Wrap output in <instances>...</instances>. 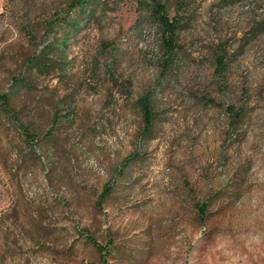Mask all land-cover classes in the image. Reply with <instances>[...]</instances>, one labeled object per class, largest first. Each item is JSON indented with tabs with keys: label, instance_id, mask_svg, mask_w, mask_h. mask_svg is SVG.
<instances>
[{
	"label": "rangeland",
	"instance_id": "1",
	"mask_svg": "<svg viewBox=\"0 0 264 264\" xmlns=\"http://www.w3.org/2000/svg\"><path fill=\"white\" fill-rule=\"evenodd\" d=\"M148 1L0 0V264H264V0Z\"/></svg>",
	"mask_w": 264,
	"mask_h": 264
},
{
	"label": "trees",
	"instance_id": "2",
	"mask_svg": "<svg viewBox=\"0 0 264 264\" xmlns=\"http://www.w3.org/2000/svg\"><path fill=\"white\" fill-rule=\"evenodd\" d=\"M88 0H74L73 6H80V8L86 12L87 11V4ZM147 7L149 9L150 15L153 18L155 24L159 27L161 34V41L163 46L166 47L167 52L170 56H173L176 50V42L178 40L179 31H180V15L177 13L173 18L170 17L171 13V6L169 3L164 2L162 0H149L147 2ZM70 30L65 31L62 36V40H58L57 47H66L70 42L73 35L78 34L82 31L83 26L80 25L79 21H72L71 26L69 27ZM43 54H46V50L43 51ZM42 54V55H43ZM217 68L216 73L217 76L222 79L227 69V60L225 50L219 48L215 54ZM37 58L35 59L36 64ZM10 101V94L5 93L0 95V106L6 111L10 112L11 110L8 108V104ZM154 102L155 98L152 93H148L142 96L139 99L140 108L143 114V121H144V130L143 136L145 138L152 137L153 128L155 124V115H154ZM134 155L132 156V158ZM110 192L109 187L105 189L103 197H107V194ZM201 211H205L204 207H201ZM93 244L99 249L100 252H104L105 248L97 244L96 242L91 239ZM103 264H107V260L104 257L102 259Z\"/></svg>",
	"mask_w": 264,
	"mask_h": 264
}]
</instances>
